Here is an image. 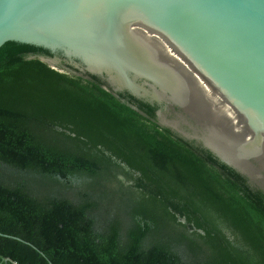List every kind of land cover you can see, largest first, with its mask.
Here are the masks:
<instances>
[{
  "label": "trees",
  "instance_id": "obj_1",
  "mask_svg": "<svg viewBox=\"0 0 264 264\" xmlns=\"http://www.w3.org/2000/svg\"><path fill=\"white\" fill-rule=\"evenodd\" d=\"M161 109L5 43L0 233L23 242L0 236V264H264V191L160 127Z\"/></svg>",
  "mask_w": 264,
  "mask_h": 264
},
{
  "label": "water",
  "instance_id": "obj_2",
  "mask_svg": "<svg viewBox=\"0 0 264 264\" xmlns=\"http://www.w3.org/2000/svg\"><path fill=\"white\" fill-rule=\"evenodd\" d=\"M7 42L60 51L114 93L178 107L177 120L157 112L166 128L189 118L202 134L187 140L264 191V0H0ZM38 58L65 72L59 58Z\"/></svg>",
  "mask_w": 264,
  "mask_h": 264
},
{
  "label": "flooded vegetation",
  "instance_id": "obj_3",
  "mask_svg": "<svg viewBox=\"0 0 264 264\" xmlns=\"http://www.w3.org/2000/svg\"><path fill=\"white\" fill-rule=\"evenodd\" d=\"M107 80V79H106ZM162 109L159 110L161 111L165 117L167 118V120H177L179 119V116L182 114V111L174 106V107H170L167 104L163 103V104H159ZM157 121L160 127H164L166 128V126H164L161 121V119H159V117H157ZM187 123L182 122L180 125V131H174L172 129H170L172 132H174L175 134L183 137L186 139V137L184 136V134L186 135H190V136H194L195 134L197 135H201L202 134V129L200 126H198L196 123H194L192 120H190L189 118L186 119ZM169 129V128H168ZM188 139V138H187ZM186 139V140H187ZM191 141V140H190ZM195 141V140H193ZM197 142V141H196ZM198 143V142H197Z\"/></svg>",
  "mask_w": 264,
  "mask_h": 264
},
{
  "label": "bare ground",
  "instance_id": "obj_4",
  "mask_svg": "<svg viewBox=\"0 0 264 264\" xmlns=\"http://www.w3.org/2000/svg\"><path fill=\"white\" fill-rule=\"evenodd\" d=\"M93 64H100V63H97V62H93L91 61ZM91 64V65H93ZM123 73L120 74V79L122 80L123 83L125 84H129L128 82H126V80L124 79V77L122 76ZM172 96L174 99H176L178 102L184 104L191 112V114L193 116H195L196 118L198 119H201V120H204L205 122H208L207 119L199 112L197 111L191 104H189L184 98H182L179 94L177 93H174V92H171ZM223 139V138H222ZM224 141H226L225 139H223Z\"/></svg>",
  "mask_w": 264,
  "mask_h": 264
},
{
  "label": "rangeland",
  "instance_id": "obj_5",
  "mask_svg": "<svg viewBox=\"0 0 264 264\" xmlns=\"http://www.w3.org/2000/svg\"><path fill=\"white\" fill-rule=\"evenodd\" d=\"M7 173L10 174V173H12V171L7 170ZM31 190H36V191H40L41 190V193H43L44 188L40 189L39 185L34 184V185H31ZM112 209H113V207H112ZM112 209L110 211H112ZM184 258L187 259L186 257H184Z\"/></svg>",
  "mask_w": 264,
  "mask_h": 264
}]
</instances>
